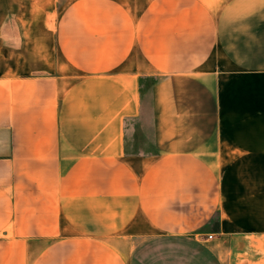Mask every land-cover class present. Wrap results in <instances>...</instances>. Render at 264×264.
<instances>
[{"label":"crops","instance_id":"1","mask_svg":"<svg viewBox=\"0 0 264 264\" xmlns=\"http://www.w3.org/2000/svg\"><path fill=\"white\" fill-rule=\"evenodd\" d=\"M0 264H264V0H0Z\"/></svg>","mask_w":264,"mask_h":264},{"label":"built area","instance_id":"2","mask_svg":"<svg viewBox=\"0 0 264 264\" xmlns=\"http://www.w3.org/2000/svg\"><path fill=\"white\" fill-rule=\"evenodd\" d=\"M209 236H211V235H209Z\"/></svg>","mask_w":264,"mask_h":264}]
</instances>
